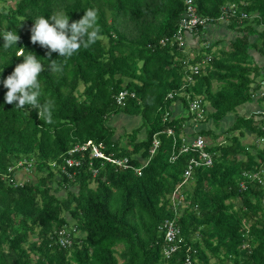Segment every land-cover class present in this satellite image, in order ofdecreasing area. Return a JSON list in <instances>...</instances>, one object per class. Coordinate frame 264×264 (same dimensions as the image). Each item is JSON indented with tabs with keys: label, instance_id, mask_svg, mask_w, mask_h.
I'll use <instances>...</instances> for the list:
<instances>
[{
	"label": "trees",
	"instance_id": "16d2710c",
	"mask_svg": "<svg viewBox=\"0 0 264 264\" xmlns=\"http://www.w3.org/2000/svg\"><path fill=\"white\" fill-rule=\"evenodd\" d=\"M233 3L249 18L230 19L239 35L208 63V74L187 85L184 61L202 62L212 45L205 37L211 24L186 35L182 47L176 40L165 43L176 35L185 0H9L0 12V33L16 31L20 40L5 50L0 37V264H185L189 253L193 264H212V258L219 264H264L263 119L252 111L241 113L257 98L256 81L264 79V63L255 56L264 54V0H194L197 14L215 21ZM60 8L70 24L95 8L101 38L82 46L62 73L53 74L50 49L33 44L27 30L32 34L36 15L50 20ZM19 47L44 64L38 81L41 103L48 98L55 103L50 123L39 119L37 109L5 102L8 89L2 81L23 62ZM51 59L64 62L57 52ZM122 90L128 97L117 105L114 98ZM187 95L207 104L201 134L211 141L213 166L199 167L184 183L192 155L172 162L174 142L167 131L176 130L181 146L189 119L164 123L163 118L166 111L173 113L176 99L188 109ZM232 114L230 128L216 126ZM123 123L126 138L119 134ZM156 134L160 147L140 176L95 160V177L82 152L76 154L79 166L66 163L70 149L92 140L139 168L149 160ZM24 159L33 161L34 170L22 186H13L3 175ZM254 173L261 174V183L246 176ZM170 220L179 225L184 243L167 259L163 227ZM74 226L81 246L62 249L59 231Z\"/></svg>",
	"mask_w": 264,
	"mask_h": 264
},
{
	"label": "clouds",
	"instance_id": "9594fccd",
	"mask_svg": "<svg viewBox=\"0 0 264 264\" xmlns=\"http://www.w3.org/2000/svg\"><path fill=\"white\" fill-rule=\"evenodd\" d=\"M8 3H9V0H0V12L4 11ZM233 4H236V3H233ZM193 5H194V0H193ZM185 7H186L185 8V11H186L187 0H185ZM185 11L183 15L181 16L178 25H180L181 19L183 18ZM84 12H85L84 16L79 21H74L71 24L69 23L70 16L66 13V11L63 8H60L54 11L50 15V20L46 19L45 16L43 15H36L35 18L33 19L34 26L31 29V32H32L31 41L33 44H36L38 42L42 47L50 49L47 55H48V61H49L48 68L51 73L53 74L62 73L64 71L65 65L67 64L68 59H70L74 54H76L81 49L82 46L85 48L90 47L91 45H94L101 38L100 36L101 29L98 24V11L95 8H88ZM196 13H197V10H196ZM230 19L227 21L228 23L230 22ZM25 23H28V22H25ZM220 23L226 24L223 21H216L215 23H212V24L210 23L211 25L210 24L209 25L212 26V25H217ZM193 32L182 33L184 44H185V36L187 35L190 38L192 37ZM178 35H179V27L176 32V35L173 36L172 40L166 39L165 43L171 42L173 44V41L175 40L178 42L179 41ZM0 37H2L4 40L3 49L5 50L11 49L13 46H17L20 40V36L17 34L16 31H13V30L3 31L2 33H0ZM178 45H179V42H178ZM18 49L19 51L17 52V57H23V62L18 64L15 67L14 71L6 79L2 81L4 87L8 89L4 97L5 102L9 105L13 104L14 102H18L16 103V108H20V109L25 108V106H30L33 109H37L39 119L46 120L47 122L50 123L52 121V112L55 108V103H54V100H52L51 98L45 99L44 102L41 103L40 98L43 95L42 85L38 81V77L44 71V64L41 62V59H38L35 53L27 51V54H25L26 49L24 47H19ZM53 52L59 53V56L64 58V62L58 63V60H52L51 56ZM199 65L200 66L202 65L201 62L196 65H193L189 63V60L184 61V66L182 68L184 70V76H185L184 82L188 83L187 85L194 84L190 82V80L188 79V75L190 74L193 75L192 68L194 66H199ZM183 88H185V86ZM169 95H172V94H168V97ZM184 95H185L184 93L179 94V96H184ZM127 97H128V93L122 90L117 95H115L114 99L117 105H120V104L125 105L123 101ZM186 97L189 103L188 109L185 108V106L182 104L183 105L182 112H178L176 114L173 108V104H172L171 108L173 109V113L171 114L166 111L165 116L163 118L164 123L171 121V119H176L180 117H185L186 119H189L187 123L185 124L184 129L181 130V135H180V141H182L181 146H179V143H178L179 138H177L176 130L174 128H171V129H168L167 131V135L170 130L173 131L174 133L173 136L168 135V137L173 138V142H174V148H173L172 154L174 150H176L177 151L176 153L179 154L184 146L192 147L195 139H197L198 137L204 138L206 142L205 149L210 154L207 148L209 144L208 142H211V141L205 138L201 134V130L203 128H201L199 125V124L204 123L203 121L204 119H206L205 111H206L207 104L205 103L203 98L196 97L194 98V100H191L188 97V95ZM197 99L202 100L203 113L201 116L198 115L199 111L198 112L193 111L191 107L192 103ZM175 102L182 103L180 100H177V99L175 100ZM185 111L187 112V114L184 113ZM192 121L198 123V125L196 126L201 129L199 130L194 129L195 123H192ZM260 127H262V125ZM119 134L124 135V133H121L120 131H119ZM158 135L159 134H156L154 136L153 142H155L156 140L160 143V140L158 139ZM82 148H84V150H82ZM73 150H76V151L71 154V151ZM107 150H108V146L102 141L96 142V141L91 140L86 143H78L77 145H75V147H73L67 152V157H65L66 163H67V160H70L72 162L71 165L67 164L70 168H73L75 165L79 166V163L82 160L77 159L76 154L79 152H82L83 154L87 155L89 159V163H90V169H92V173L95 175V177L99 175V170L93 166V162L95 160L102 161L103 166H105V164H110L112 166H115L116 170H120L121 168H123L127 170L136 171L137 174L140 176L142 175L143 169L147 167L150 160L156 155L155 154L154 156H152L151 150H150L149 160L145 162L141 167L135 168L134 166L130 165L129 158L118 157L115 154V152L113 151L107 152ZM183 154L192 155L189 162L192 159H199V155L193 153L191 150L180 154L179 157ZM125 160L127 161V165L130 166L129 168H124L123 165H120V162H124ZM188 164L184 171V176H183L184 183L190 182L193 178L194 171L199 168V167L195 168L192 176L188 180H186L185 172L188 169ZM10 166L11 167L8 169V173L6 172L3 175V178L5 179V181H7L6 180L7 178L9 180L7 182L9 184H12L13 186H22L26 181H28L27 179L24 178V176L32 173L34 170L33 161L29 159L19 160L15 164H12ZM173 199H177L176 196ZM177 210H179V207ZM74 227L77 228V231H78L74 243L72 244V246L68 248L61 247L62 249L71 250L75 246V244H77L79 247L81 246L82 240H79V239H82L81 232L79 231L78 227L76 226Z\"/></svg>",
	"mask_w": 264,
	"mask_h": 264
},
{
	"label": "built area",
	"instance_id": "2783aa9c",
	"mask_svg": "<svg viewBox=\"0 0 264 264\" xmlns=\"http://www.w3.org/2000/svg\"><path fill=\"white\" fill-rule=\"evenodd\" d=\"M239 7H237L236 4H231L228 5L226 7H224L223 11H222V15L221 17L216 20V21H228L230 18H238L240 20H244V19H248L249 15L246 12H242L240 11V9H238ZM256 18V17H255ZM214 19H208V18H202L200 17L197 13H196V9L193 5V0H187V9L185 11V14L183 16V18L181 19L180 25H179V45L182 46L184 44V40H183V35L182 33H191L193 32L195 29H197V27L199 26H208L210 23H215L216 22ZM164 45V44H163ZM193 71V75H188V79L190 80V82L194 81V75L197 76L202 72L201 66H194L192 68ZM260 89L257 91V96L258 98H263L264 99V79L260 81ZM170 98H173L172 95H169ZM192 110L193 111H199V116L202 115L203 113V108H202V100L201 99H197L192 103ZM263 113V114H261ZM257 114L262 115V119H263V129H264V108L263 109H259ZM169 136H173L174 133L173 131H169L168 132ZM176 144V142H175ZM160 147V143L158 141L155 140L154 145L151 149V155L154 156L157 152V150ZM206 142L204 140V138L202 137H198L197 139H195L194 144L192 145V147H188V146H184L183 149L181 150V152L178 154L176 153L177 151L174 150L172 156H171V161L175 162L179 155L184 153V152H188V151H192L193 153L199 155V159H192L189 164H188V169L185 172V178L186 180H188L192 174L195 168L201 167V166H206V167H212L213 166V160H212V156L211 154H209L206 151ZM82 150H84V148H82ZM76 150L71 151V154L74 153ZM67 164H72V162L70 160H67ZM120 165H123L124 168H129L130 166L127 165V161L125 160L124 162H120ZM65 170V167L62 168V171ZM141 170V169H139ZM138 170V171H139ZM250 176L251 178H253V180H259V182H262L261 179V174L260 173H254V174H246V176ZM242 188H245V183L241 184ZM175 200V199H173ZM177 210V209H176ZM178 211V210H177ZM164 228V232H165V246L163 247L162 250V254L164 255L165 258H170L172 257L180 248V245H183L184 243V239L182 237V232L181 229L179 227V225L175 224V222L173 220L167 221L165 223ZM77 228L73 227V229L70 231V229H66V230H61L59 231V242L61 243L63 248H68L70 246H72V244L75 241V238L77 236ZM189 252L191 247L188 248ZM194 254L196 253V250H194L193 252ZM193 255L192 254H188L187 257L184 260L185 264H193Z\"/></svg>",
	"mask_w": 264,
	"mask_h": 264
},
{
	"label": "crops",
	"instance_id": "0c3cea01",
	"mask_svg": "<svg viewBox=\"0 0 264 264\" xmlns=\"http://www.w3.org/2000/svg\"><path fill=\"white\" fill-rule=\"evenodd\" d=\"M230 29H234V28H231L230 26H229V24L227 23V24H217V25H212V26H209L208 28H207V30H206V36H207V42H209L211 45H212V52L210 53V54H207V57H206V59H204L202 62H201V69H202V72L199 74V75H197V76H195L194 77V81L192 82V83H196V78L198 77H200L202 74L203 75H206V74H208L207 73V65H208V63L210 62V61H215L216 59H218L219 58V55H220V51H222V50H226V49H229V47H230V43L232 42V41H234L236 38H237V36L239 35V33H238V30L235 28L234 29V31L232 32V33H237V35L235 36V38H227L226 39V37H225V34H224V32L225 31H227V30H230ZM230 32H231V30H230ZM253 37V36H252ZM229 39V40H228ZM224 42L228 45V46H226L225 47V45L224 46H222L223 44H224ZM203 43V42H202ZM202 43L201 44H199L200 46L202 45ZM204 45V44H203ZM221 45V46H220ZM199 46V48H201ZM225 47V48H224ZM256 56V60L259 62V63H264V54H262V55H255ZM259 77H261V75H259ZM263 77V76H262ZM253 78V77H252ZM260 79V81L261 80H263V78H259ZM259 79L256 81V83L254 84V86L253 87H255L256 85H259L260 83V81H259ZM218 85H217V88L218 89H220V86H221V83H217ZM261 86V85H260ZM259 87V86H258ZM258 99V97L256 98V100ZM255 100V101H256ZM177 103V105L176 106H173V108H174V111L176 112V114L178 113V112H182V103H180V102H176ZM252 108L249 110V111H252V112H255V113H257L258 112V110L259 109H263L264 108V106L262 105H259V104H257L256 102H253L252 104ZM260 106V107H259Z\"/></svg>",
	"mask_w": 264,
	"mask_h": 264
},
{
	"label": "rangeland",
	"instance_id": "374dc122",
	"mask_svg": "<svg viewBox=\"0 0 264 264\" xmlns=\"http://www.w3.org/2000/svg\"><path fill=\"white\" fill-rule=\"evenodd\" d=\"M224 23L227 24L228 22H227V21H224ZM230 30H231V32H230ZM230 30H227V31L224 32L226 39H227V38H229V39H230V38H235V36L237 35V33H232V32L234 31V29H233V30L230 29ZM27 34L30 35V36L32 35L28 30H27ZM205 37H206V39H207V36H205ZM229 39H228V40H229ZM257 39H259L257 36L252 37V40H254V41L257 40ZM224 45H225V47L228 46L225 42H224V44H223L222 46H224ZM201 46H202V45H201ZM201 46H200V47H201ZM220 46H221V45H220ZM225 47H224V48H225ZM189 51H190V50H189ZM193 56H194V52H192V50H191V51H190L189 58H192ZM183 79H185L184 74H183ZM217 83H218L217 81H214V82H213L214 87H215L216 89H218V88H217V85H218ZM260 88H261V87H260V85H259V87H257V90H259ZM255 102H256L257 104L261 105V106H262V105L264 106V99H263V98H258ZM176 105H177V103L174 102V103H173V106H176ZM251 108H252V105L245 106V107H243V109H241V113L244 112L246 115H249L250 112H251V111H249V110H250ZM184 113L187 114L186 111H185ZM113 118H114V117H113ZM232 118H234V114L227 116V117H226V118H225L220 124H216V126H217V127H221V128H222V127H229V128H230V127L232 126V124L234 123V119H233V122H232L231 124H230V122H229L230 119H232ZM114 120H115V119H114ZM116 121H118V122L120 123L121 118H116ZM192 123H195V126H194L195 128H194V129H198V130H199V129H201V128L203 127V125H202L203 123H202V124H199L201 128H198V127L196 126V125H198V123H196V122H194V121H192ZM116 125H117V123H116ZM123 125H124V123H123L122 125H120V126L118 125V126L120 127V130H121L120 132H121V133H124L123 136H126L127 131H126V130H125V131L122 130ZM140 125H141V123H140ZM140 125H139V126H140ZM217 127H216V128H217ZM210 128H211V127H210ZM261 128H263V126H262ZM219 129H220V128H217V134H218V132H219ZM133 130H136V128L132 129L131 131H133ZM125 138H126V137H125ZM255 139H256V138L254 137V140H255ZM218 140H219V139H218ZM221 141H223V138L220 139V142H221ZM258 144H259V143H258ZM211 263H212V264H219L218 261H217L216 259H214V258H212Z\"/></svg>",
	"mask_w": 264,
	"mask_h": 264
}]
</instances>
